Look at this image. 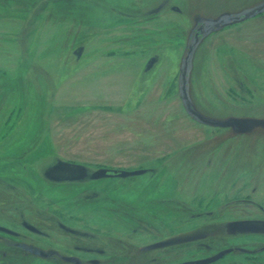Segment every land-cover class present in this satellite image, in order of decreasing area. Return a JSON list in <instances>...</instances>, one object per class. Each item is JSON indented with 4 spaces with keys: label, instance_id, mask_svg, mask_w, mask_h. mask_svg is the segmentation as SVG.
<instances>
[{
    "label": "rangeland",
    "instance_id": "obj_1",
    "mask_svg": "<svg viewBox=\"0 0 264 264\" xmlns=\"http://www.w3.org/2000/svg\"><path fill=\"white\" fill-rule=\"evenodd\" d=\"M249 220L264 0H0V264H264Z\"/></svg>",
    "mask_w": 264,
    "mask_h": 264
},
{
    "label": "water",
    "instance_id": "obj_2",
    "mask_svg": "<svg viewBox=\"0 0 264 264\" xmlns=\"http://www.w3.org/2000/svg\"><path fill=\"white\" fill-rule=\"evenodd\" d=\"M250 13L251 12L246 13V14H242L241 20L247 19L250 16H253L254 14H256L257 12L256 13H251V14ZM207 125H209V126H220V125H216L214 123H208ZM224 126L225 127L226 126L232 127V126H234V124H232L230 122V123L224 124ZM224 126H222V127H224ZM67 167L70 168L69 169V174L73 173V171H75V169L80 168V167H74L73 168L71 165H67ZM81 169H79V170H81ZM143 172L144 171H133V172L107 171V170H104V169H100L98 171H95L93 174H91L89 176V180L96 181V180L103 179V178H109V179L110 178H128V177L142 175ZM81 174H82L81 176H84L83 172ZM233 227L235 229H237L238 231L264 235V221H255V220L241 221V222H236L235 224H233ZM164 246H165L164 244H159V245H156L154 247V249H160V248H162ZM225 253L226 252H222L220 254H217V255H215L213 257H210L208 259H205V260L189 261V262H185V263H182V264H212V263L216 262L217 260H219L220 258H222ZM39 254H40V256L42 258H46L47 257L45 254H43L41 252Z\"/></svg>",
    "mask_w": 264,
    "mask_h": 264
},
{
    "label": "trees",
    "instance_id": "obj_3",
    "mask_svg": "<svg viewBox=\"0 0 264 264\" xmlns=\"http://www.w3.org/2000/svg\"><path fill=\"white\" fill-rule=\"evenodd\" d=\"M66 164H64V167L66 168V170L64 171V172H56L55 174V176H57L60 180H63V179H66V178H68V177H65V176H69L70 174H69V169L70 168H68L67 167V165L65 166ZM61 173V174H60ZM62 178V179H61Z\"/></svg>",
    "mask_w": 264,
    "mask_h": 264
},
{
    "label": "flooded vegetation",
    "instance_id": "obj_4",
    "mask_svg": "<svg viewBox=\"0 0 264 264\" xmlns=\"http://www.w3.org/2000/svg\"><path fill=\"white\" fill-rule=\"evenodd\" d=\"M241 17H242V14L236 16L235 19H233L232 21H234V22H236V23H243V22H245V20H248V19L241 20ZM202 29H203V27H200L199 30H198L199 33H196V34L199 35V34L201 33ZM195 38H196V37H195ZM39 255H40V254H39Z\"/></svg>",
    "mask_w": 264,
    "mask_h": 264
},
{
    "label": "bare ground",
    "instance_id": "obj_5",
    "mask_svg": "<svg viewBox=\"0 0 264 264\" xmlns=\"http://www.w3.org/2000/svg\"><path fill=\"white\" fill-rule=\"evenodd\" d=\"M123 221V220H122Z\"/></svg>",
    "mask_w": 264,
    "mask_h": 264
}]
</instances>
